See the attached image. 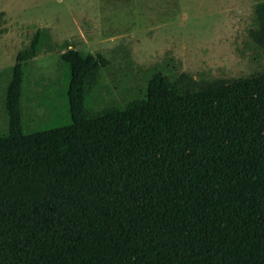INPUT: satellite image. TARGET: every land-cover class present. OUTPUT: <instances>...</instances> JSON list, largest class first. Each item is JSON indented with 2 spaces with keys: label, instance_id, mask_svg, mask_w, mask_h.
<instances>
[{
  "label": "trees",
  "instance_id": "16d2710c",
  "mask_svg": "<svg viewBox=\"0 0 264 264\" xmlns=\"http://www.w3.org/2000/svg\"><path fill=\"white\" fill-rule=\"evenodd\" d=\"M248 37L264 57V0ZM55 51L68 123L32 128L27 68ZM116 64L138 81L108 101ZM133 64L42 27L3 72L0 264H264V67L220 78L172 55Z\"/></svg>",
  "mask_w": 264,
  "mask_h": 264
},
{
  "label": "rangeland",
  "instance_id": "374dc122",
  "mask_svg": "<svg viewBox=\"0 0 264 264\" xmlns=\"http://www.w3.org/2000/svg\"><path fill=\"white\" fill-rule=\"evenodd\" d=\"M261 1L0 0V12H5L0 26V132L8 125L3 72L16 64L18 52L38 28H48L58 43L69 41L91 53L128 50L136 63L134 74L138 65L149 67L172 55L182 62V71L195 76L241 77L264 67V57L248 43ZM60 52L42 53L27 68L24 110L32 128L68 123L65 83L58 80ZM124 66L116 64L113 74L104 75L102 84L111 91L104 89L102 96L108 101L120 99L118 81L122 86H129L126 79L138 81Z\"/></svg>",
  "mask_w": 264,
  "mask_h": 264
}]
</instances>
